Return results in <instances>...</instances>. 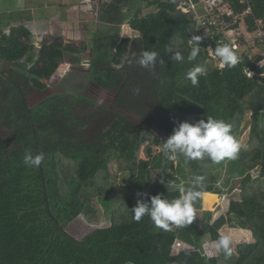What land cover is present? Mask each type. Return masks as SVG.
Returning a JSON list of instances; mask_svg holds the SVG:
<instances>
[{"label":"trees","instance_id":"obj_1","mask_svg":"<svg viewBox=\"0 0 264 264\" xmlns=\"http://www.w3.org/2000/svg\"><path fill=\"white\" fill-rule=\"evenodd\" d=\"M252 1L254 14L264 17V0ZM176 5L175 0H113L100 9L102 22L121 26L127 21L139 33L110 40L105 49L101 41L90 52V78L116 95L114 112L137 124L108 143L101 136L112 117L88 112L92 99L68 97L56 85L60 65H77L85 47L46 35L36 54L33 33L16 25L22 15L0 14V56L11 63L0 74V264H264V78L245 73V66L255 68L250 63L220 70L202 50L192 63L172 61L175 51L187 57L188 38L195 35L191 17ZM146 8L152 11L143 15ZM144 50L157 51L164 61L155 75L129 63ZM197 64L208 71L194 87L186 73ZM33 95L40 97L33 100ZM248 111V145H241L235 160L206 158L202 164L201 159L186 161L180 155L170 160L163 154L168 138L160 134L169 137L178 122L223 119L238 140ZM93 115L98 121L93 122ZM144 141L161 151L142 159ZM26 150L45 154L40 167L24 164ZM152 168L169 169L171 175L154 183ZM224 168V184L240 191L229 200L227 212L215 218L203 210L202 198L205 202L207 194L227 193L219 184ZM119 170L128 172L129 183H115ZM198 176L204 177V195L194 203L191 224L163 231L148 217L132 220L137 193L174 199L181 195L179 187H191ZM77 219L94 230L76 237L69 226ZM226 225L248 236L252 232L254 241L239 243L228 258L223 252L208 256L200 236L209 234L216 241ZM179 238L194 248L174 255Z\"/></svg>","mask_w":264,"mask_h":264},{"label":"rangeland","instance_id":"obj_2","mask_svg":"<svg viewBox=\"0 0 264 264\" xmlns=\"http://www.w3.org/2000/svg\"><path fill=\"white\" fill-rule=\"evenodd\" d=\"M34 2L37 1V10H35L34 13L30 14L34 18L42 19L45 15L48 17H51L50 19L48 17H44L42 20H39L38 22H35L34 24L32 22H27L20 20L17 22L16 25H25L34 35L32 41L35 43L36 50L35 53L39 51V48L42 44V40L44 36L50 35L51 37H61L65 44L67 45H75L77 48H84L83 51L78 54V57L81 62H79L77 65L70 64V63H63L60 65V68L57 72V83L56 85L63 86L62 88L66 90L68 97H72L74 95L79 96H87L90 99L93 100V105L88 108V112L93 111H101L102 115L104 114L108 116V118H111L114 120L113 123L108 127L104 128L103 134L101 136V142L102 143H108L110 141H115L118 138L122 137L123 135L127 134L132 128L136 129L137 124L135 123H128L123 120V116L118 115L116 112H114L112 109L114 108V100H115V94L112 92H109L108 90L97 86L93 80L90 78L89 72H90V52L91 50L95 49L97 44L102 41L103 47L109 48L110 43L115 40V38L122 39L129 37L135 38L139 35V33L133 31L127 21L123 23L121 26L119 25H113V24H107L105 22H102L101 17V8L103 5H97L96 3L91 2L90 0H85L86 6L76 8V10H70L63 8L62 6L58 5H51L45 3V0H33ZM40 1V4H38ZM51 2V1H50ZM33 3L30 2L29 7H31ZM49 6L48 8H46ZM0 9L3 10V8L0 5ZM152 9L146 8L143 11V15L151 12ZM77 12L78 14H75ZM4 12L0 11V14ZM9 12H6V14ZM26 16L28 14L26 13ZM25 17V16H24ZM2 17L0 16V21ZM37 23V24H36ZM35 25V26H34ZM36 25H38L41 28H36ZM41 25V26H40ZM1 26V25H0ZM6 30H5V29ZM3 29L6 31V33L9 31L6 27ZM1 35V30H0ZM130 50V46L128 48ZM129 53V51H128ZM123 62H125V58L122 60V64L117 66V69H122ZM11 66V63L7 62L0 56V74L6 73ZM51 86L54 88V90H59L57 86ZM34 96V95H33ZM43 96V95H42ZM40 95L34 96L33 100L38 99ZM102 106H104L105 110H102ZM103 107V108H104ZM82 109V107H81ZM252 112L248 111L243 119V123L241 126V130L238 136V141L240 145L247 146L249 137H250V130H251V121H252ZM94 121H98V116L93 115ZM119 120V121H118ZM121 121V123H120ZM109 122V121H107ZM119 122V123H117ZM118 124V125H117ZM121 124V125H119ZM160 137L163 139L168 138L162 134H160ZM144 147L139 150L140 157L142 159L149 160L152 156L157 154L159 151H161V148L156 150L158 146H152L153 144L150 141H144ZM202 164L206 163V158L201 159ZM119 174L117 176V179L115 180V183L117 184H125L129 183V174L127 171L124 172V170H119ZM171 171L166 168H152L150 170V177L152 182H160L164 183L168 177H170ZM230 178V177H229ZM228 179V176L226 174V168H224L222 179L220 180L219 184H224L226 180ZM236 182V181H235ZM234 182V183H235ZM225 191L227 192L224 196V202L218 207H216L214 210L213 207L222 199L219 194H207L205 197L202 198L203 202V210H211L214 214L213 216L216 218L224 213L227 212L228 209V203L229 200L233 197H238L239 189H233L232 191H229L230 185L226 186L224 184ZM199 217L202 219V216L199 215ZM106 224V222H104ZM239 228H232L229 225H226L221 228L220 232L221 234H230L233 237V249L235 250L236 246L239 243L242 242H253L254 238L251 236H248L247 234H242L243 232H239ZM94 230L93 227H89L86 225V222L84 219H77L75 222H72L69 226V231L73 233L76 237L81 238L85 236L86 234L92 232ZM201 242L204 243L205 252L208 256H214L217 255L219 252H216L214 249V241L211 240V237L209 234L201 235L200 236ZM194 248L193 245L190 243L184 242L182 239H178L174 246H173V254L178 255L180 252L182 253L185 250Z\"/></svg>","mask_w":264,"mask_h":264},{"label":"clouds","instance_id":"obj_3","mask_svg":"<svg viewBox=\"0 0 264 264\" xmlns=\"http://www.w3.org/2000/svg\"><path fill=\"white\" fill-rule=\"evenodd\" d=\"M190 50L187 57L181 52L175 51L171 57L172 61L183 64L196 61L202 47L199 42L202 37L192 35L188 38ZM215 57L219 59V67L234 68L240 57L234 46L222 44L215 48ZM130 64H138L141 68L155 75L157 64L164 65L161 55L155 50H144L138 58L129 61ZM207 67L203 64L194 65L186 73V78L191 81L192 86H198L200 77L207 74ZM140 89H133L134 94H139ZM232 124L223 119L211 116L207 120L200 119L194 123L188 121L178 122L172 134L162 144L163 154L170 160H175L182 155L186 161L208 158L212 162H220L225 159L235 160L238 157L241 145L234 137ZM43 152L33 154L26 150L23 162L29 167H40L44 161ZM175 187V185H174ZM181 195L169 199L162 194L149 197L148 193H137L136 206L131 209L132 220L141 222L144 217L150 218L154 226L163 231H171L173 227L180 228L192 223L194 219V203L204 195V177H195L191 187H179ZM233 237L223 234L214 241L216 252H223L226 258L233 254Z\"/></svg>","mask_w":264,"mask_h":264},{"label":"built area","instance_id":"obj_4","mask_svg":"<svg viewBox=\"0 0 264 264\" xmlns=\"http://www.w3.org/2000/svg\"><path fill=\"white\" fill-rule=\"evenodd\" d=\"M90 1L104 5L113 0ZM175 1L176 9L191 17L195 35L202 37L199 44L208 61L224 70L214 52L217 46L229 44L240 57L237 65L250 63L255 67L245 66L249 77L264 78V17L254 14L252 0Z\"/></svg>","mask_w":264,"mask_h":264},{"label":"crops","instance_id":"obj_5","mask_svg":"<svg viewBox=\"0 0 264 264\" xmlns=\"http://www.w3.org/2000/svg\"><path fill=\"white\" fill-rule=\"evenodd\" d=\"M45 1H46L45 3H47V4H51V5L54 4L53 6H55V5L62 6L63 8L70 9V10H76V8H78V6H80V7L86 6L85 0H45ZM30 2L33 3L31 5V7H29ZM36 4H37V1L34 2L33 0H0V5L3 8V10L0 9V11H2L4 13H6V12H9V13L19 12L22 15L21 17L23 18L22 19L23 21H26L27 24H28V22H32L34 24L35 22L42 20L44 17L45 18L48 17L47 15H45L42 19H39V18H34L30 15V14L34 13L35 10H37ZM38 4H40V1ZM48 7L49 6H47L46 8H48ZM26 13L28 14V16H26ZM75 14H78V13L75 12ZM48 18L50 19L51 17H48ZM36 28H41V27L36 25L35 29ZM156 150H158V149H156Z\"/></svg>","mask_w":264,"mask_h":264},{"label":"water","instance_id":"obj_6","mask_svg":"<svg viewBox=\"0 0 264 264\" xmlns=\"http://www.w3.org/2000/svg\"><path fill=\"white\" fill-rule=\"evenodd\" d=\"M219 195H220V197L224 198V195L223 194H219Z\"/></svg>","mask_w":264,"mask_h":264},{"label":"bare ground","instance_id":"obj_7","mask_svg":"<svg viewBox=\"0 0 264 264\" xmlns=\"http://www.w3.org/2000/svg\"><path fill=\"white\" fill-rule=\"evenodd\" d=\"M222 198V197H221Z\"/></svg>","mask_w":264,"mask_h":264}]
</instances>
